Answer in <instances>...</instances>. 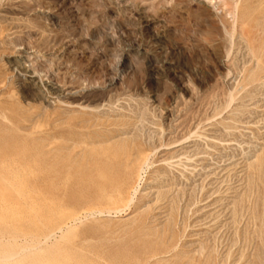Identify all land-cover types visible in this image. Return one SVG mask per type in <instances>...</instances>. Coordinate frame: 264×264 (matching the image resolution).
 <instances>
[{
    "label": "rangeland",
    "instance_id": "1",
    "mask_svg": "<svg viewBox=\"0 0 264 264\" xmlns=\"http://www.w3.org/2000/svg\"><path fill=\"white\" fill-rule=\"evenodd\" d=\"M0 43V264H264V0H0Z\"/></svg>",
    "mask_w": 264,
    "mask_h": 264
},
{
    "label": "bare ground",
    "instance_id": "2",
    "mask_svg": "<svg viewBox=\"0 0 264 264\" xmlns=\"http://www.w3.org/2000/svg\"><path fill=\"white\" fill-rule=\"evenodd\" d=\"M235 2V1H234ZM237 8L234 9L233 16L234 18L237 17ZM233 23V22H232ZM18 24V23H17ZM30 25V24H29ZM39 29V28H38ZM234 31V30H233ZM233 34V33H232ZM245 34V33H244ZM2 44V43H0ZM40 47V46H39ZM231 53V52H230ZM253 54V53H252ZM256 68V67H255ZM36 74V73H35ZM262 83V82H261ZM255 84V83H254ZM233 93V92H232ZM252 94V93H251ZM255 100V99H254ZM237 109V108H236ZM211 121V120H210ZM209 122V121H208ZM207 122V123H208ZM204 125V124H201ZM199 126V125H198ZM197 126V128H198ZM135 127V126H134ZM197 130V129H196ZM156 133V132H155ZM229 137V136H228ZM188 138V137H187ZM152 140V139H151ZM182 143V142H181ZM188 143V142H187ZM174 146V145H173ZM169 147V146H168ZM172 147V146H171ZM160 149V147H159ZM169 149V148H168ZM241 149V148H240ZM165 150V149H164ZM155 151V150H154ZM157 151V150H156ZM216 155V154H215ZM211 158V157H210ZM133 161V151L130 148L125 147H119L117 148L112 155L110 156L109 162L104 168L105 170L102 172V174L99 177V183L104 191L106 192H119L120 199H125L127 197L128 204L132 203L135 200V196L140 191L138 188V185L132 184V179L134 178V172L132 171V175L130 177H127L126 174L128 173L129 165ZM204 161V160H203ZM167 162V161H166ZM170 164V163H169ZM223 167V166H222ZM139 169H143V166L140 165ZM135 170V169H134ZM144 174V172H143ZM3 176V175H1ZM7 177V176H5ZM215 177V176H214ZM4 178V177H3ZM166 178V177H165ZM6 179V178H5ZM142 179V174L138 171L137 172V180ZM4 180V179H3ZM156 180V179H155ZM7 181V179L5 180ZM139 182V181H138ZM142 182V181H141ZM164 183V182H163ZM139 184V183H138ZM182 184V183H181ZM140 185V184H139ZM151 185V184H150ZM149 185V186H150ZM156 185V184H155ZM162 186V185H161ZM178 186V185H177ZM131 188L130 191L128 189ZM148 188V187H147ZM150 189V188H149ZM151 190V189H150ZM146 191V190H145ZM150 194V193H149ZM155 199V198H154ZM242 201V200H241ZM216 208V207H215ZM120 209H118L117 212H119ZM111 212V211H109ZM115 212V211H114ZM120 214V213H119ZM124 215V214H123ZM104 216V215H103ZM115 216V215H114ZM102 217V216H101ZM225 220V219H224ZM76 221V220H75ZM78 222V221H77ZM74 223V221H73ZM72 223V224H73ZM66 224V223H65ZM62 228V227H61ZM66 230V229H65ZM62 231V230H61ZM53 234V233H52ZM50 234V235H52ZM63 234V233H62ZM49 235V236H50ZM47 236V237H49ZM45 237V236H44ZM41 238V237H40ZM52 238V237H51ZM55 238V237H54ZM42 239V238H41ZM7 242V241H6ZM69 244V243H68ZM24 249L22 250V252ZM13 255L15 254H8L6 255V258L1 259H10L8 257L11 256V259L13 258ZM4 257V256H3ZM15 257V256H14ZM74 262V261H73Z\"/></svg>",
    "mask_w": 264,
    "mask_h": 264
}]
</instances>
